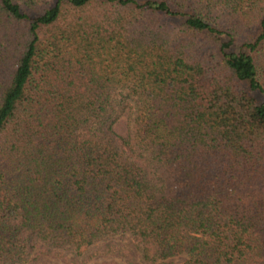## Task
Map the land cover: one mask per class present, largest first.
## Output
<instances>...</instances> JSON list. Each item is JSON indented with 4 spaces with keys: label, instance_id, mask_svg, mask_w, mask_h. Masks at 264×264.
Returning a JSON list of instances; mask_svg holds the SVG:
<instances>
[{
    "label": "trees",
    "instance_id": "obj_1",
    "mask_svg": "<svg viewBox=\"0 0 264 264\" xmlns=\"http://www.w3.org/2000/svg\"><path fill=\"white\" fill-rule=\"evenodd\" d=\"M122 236L264 264V0H0V264Z\"/></svg>",
    "mask_w": 264,
    "mask_h": 264
},
{
    "label": "rangeland",
    "instance_id": "obj_2",
    "mask_svg": "<svg viewBox=\"0 0 264 264\" xmlns=\"http://www.w3.org/2000/svg\"><path fill=\"white\" fill-rule=\"evenodd\" d=\"M113 126L119 135L126 136L131 128L130 117L127 114L122 115ZM115 243L118 248L116 252L101 253L102 250L97 247L83 248L79 254L46 252L36 254L26 264H144L141 250L135 240L129 236H122L118 237ZM184 259L185 256H176L171 260L179 263Z\"/></svg>",
    "mask_w": 264,
    "mask_h": 264
}]
</instances>
